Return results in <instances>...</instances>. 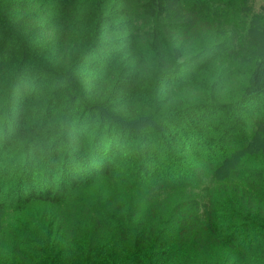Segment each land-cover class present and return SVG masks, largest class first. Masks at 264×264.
Wrapping results in <instances>:
<instances>
[{
    "label": "trees",
    "instance_id": "obj_1",
    "mask_svg": "<svg viewBox=\"0 0 264 264\" xmlns=\"http://www.w3.org/2000/svg\"><path fill=\"white\" fill-rule=\"evenodd\" d=\"M0 0V264H264V0Z\"/></svg>",
    "mask_w": 264,
    "mask_h": 264
},
{
    "label": "rangeland",
    "instance_id": "obj_2",
    "mask_svg": "<svg viewBox=\"0 0 264 264\" xmlns=\"http://www.w3.org/2000/svg\"><path fill=\"white\" fill-rule=\"evenodd\" d=\"M236 1V0H235ZM249 1V0H248ZM252 1H254L255 2V4L254 5H251L252 7H255V8H257L259 5H260V3H261V0H252Z\"/></svg>",
    "mask_w": 264,
    "mask_h": 264
}]
</instances>
